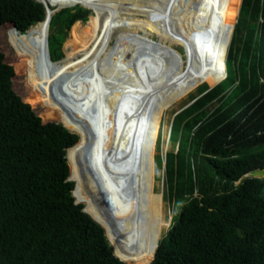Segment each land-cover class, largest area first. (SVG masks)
<instances>
[{
	"label": "trees",
	"instance_id": "obj_1",
	"mask_svg": "<svg viewBox=\"0 0 264 264\" xmlns=\"http://www.w3.org/2000/svg\"><path fill=\"white\" fill-rule=\"evenodd\" d=\"M249 2L243 1L242 11ZM44 8L35 0H0V52L6 55L0 53V264H264V180L245 178L264 170V148L254 150L264 131L263 110L255 112L249 132L240 134L244 125L236 117L212 127L203 149L205 164L224 185L239 183L191 198L153 252L133 253L121 241L120 227L96 212V199L83 193L88 178L81 171L79 177L70 161L72 152L86 149L88 133L67 120L64 103L41 101L39 95H46L34 79V56L13 40L45 20ZM83 10L90 19H78ZM79 22L95 32L89 8H65L54 16L52 61L62 60L65 40ZM262 27L264 43V21ZM75 160L78 165L77 154Z\"/></svg>",
	"mask_w": 264,
	"mask_h": 264
},
{
	"label": "bare ground",
	"instance_id": "obj_2",
	"mask_svg": "<svg viewBox=\"0 0 264 264\" xmlns=\"http://www.w3.org/2000/svg\"><path fill=\"white\" fill-rule=\"evenodd\" d=\"M35 1L44 5L45 20L26 34L18 32L16 38L34 56L47 104L65 103L88 132L87 162L98 172L90 176L83 193L96 198L94 209L100 216L120 227L121 241L129 250L152 251L162 228L171 222L162 221L164 196L156 177V146L164 116L189 95L204 87L211 91L228 77V51L241 0ZM66 4L91 9L99 31L77 23L66 57L54 62L50 26ZM151 36L162 46L158 55L149 50L144 58L139 49L151 46ZM176 45L187 50V68ZM82 56L85 60L76 63ZM116 58L129 66L122 68ZM169 62L172 66L167 67ZM104 65H109L111 76L100 72ZM94 79L114 89L97 93ZM145 91L151 93L144 95ZM125 94L130 97L124 99ZM104 97H110L107 103H102ZM147 101L155 106L144 115ZM168 138L169 144L171 135Z\"/></svg>",
	"mask_w": 264,
	"mask_h": 264
},
{
	"label": "rangeland",
	"instance_id": "obj_3",
	"mask_svg": "<svg viewBox=\"0 0 264 264\" xmlns=\"http://www.w3.org/2000/svg\"><path fill=\"white\" fill-rule=\"evenodd\" d=\"M243 1L244 0H241L240 2L237 24L233 30V36L228 51V57L231 54V58L227 62L228 80L223 81L216 89L215 96L207 100L203 106H199L198 101L210 91L207 87L199 89L197 92L189 95L185 100L171 108L164 116L156 146V177L158 192L161 191L164 196L162 221L164 224L170 222V220L171 222L167 228H162L160 242L165 238L175 220L180 215L184 205L191 198L200 197L204 194L223 192L226 190V187L228 190H231L239 183L224 185L215 176L214 171L205 164L203 149L215 129L221 128L224 123L236 117L241 118L240 123L244 125L239 126L240 134L244 131L249 132L250 126L255 122L253 118L255 112L262 109L263 112L260 113L261 115L264 114V43L262 41L264 0H250L248 8L242 11ZM75 6L81 7L75 4H66L62 7L70 8ZM195 14L198 17L199 11H196ZM78 17L80 21H83L81 18L84 17H87L88 20L91 18V14L83 10ZM254 18L257 19L256 22ZM61 31L60 29L59 33H61ZM97 31H99L98 25L95 28V32ZM17 35L18 33L13 35V40L19 44L25 53L33 55L32 52L28 50L27 45L24 46L17 40ZM141 36H144V33H141ZM150 39L152 40L151 46L143 44L139 49L141 56L144 58L149 50L151 54L154 53L158 55L160 47L162 46V42L156 36H151ZM65 41L67 44L71 42V31ZM110 46L114 47L115 42H112ZM174 49L181 54L183 62L185 63L184 67L187 68L189 66V58L186 48L183 45H176ZM62 52L64 53L63 46ZM4 57L6 59L5 54ZM64 57H66L65 53ZM64 57L62 59H64ZM84 60L85 57L82 56L75 62L80 63ZM165 61H167V58H165ZM117 62L122 65V68L126 69V67L129 66V62L126 60L116 58L115 63ZM179 63L178 61L176 65ZM153 65L154 63H151L148 70H151ZM160 66L163 68V64ZM169 66H172L170 62L167 67ZM32 70L35 82L41 87L38 72L34 69V63ZM100 72L105 76H111L112 74L109 65L101 67ZM27 85L37 94L31 82H27ZM244 85L245 88L243 89ZM93 88L97 93L102 94L107 89H114V86L102 84L97 79H94ZM43 91L45 92L44 89ZM150 93V91H145L144 95H149ZM251 94H254V97H252ZM39 97L41 101L47 105V99L40 95ZM126 97H130V95L125 94L123 96L124 99ZM109 99L110 97H104L102 103H107ZM143 100L146 101L147 99L144 98ZM154 106L153 103L147 101L143 109V114L148 115ZM65 109L68 121L81 128H85L82 123L72 117L66 104ZM212 127L216 128L212 129ZM85 131L87 132L86 129ZM170 135L171 140L168 144V139H170L168 137H170ZM261 148H264V131L258 133V139L254 150L256 151ZM164 149H166V157L163 155ZM86 150L87 147L85 150H78V153L72 152L70 154V161L76 168L78 176L83 178L82 176L84 174V176L88 178L89 183L90 176L97 174L98 171L96 167L87 162L88 155ZM76 154L80 157L78 165H76L75 160ZM80 171L83 172V174ZM250 176L252 175H246L245 178ZM77 181L78 186H80L81 181L78 178ZM88 206L91 208L90 204H88ZM92 247L93 246H91V248ZM91 250L95 253L94 249ZM154 250L149 252H153Z\"/></svg>",
	"mask_w": 264,
	"mask_h": 264
},
{
	"label": "water",
	"instance_id": "obj_4",
	"mask_svg": "<svg viewBox=\"0 0 264 264\" xmlns=\"http://www.w3.org/2000/svg\"><path fill=\"white\" fill-rule=\"evenodd\" d=\"M45 9V8H44ZM252 177L253 178H260V179H264V170H258V171H254L253 173H252ZM154 258H155V256H154ZM154 258H153V260H154ZM151 263V262H150ZM149 263V264H150Z\"/></svg>",
	"mask_w": 264,
	"mask_h": 264
}]
</instances>
